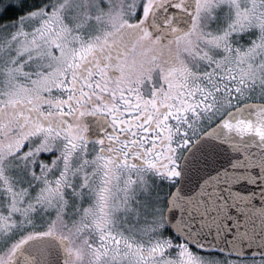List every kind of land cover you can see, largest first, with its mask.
I'll return each mask as SVG.
<instances>
[{
  "label": "snow or ice",
  "instance_id": "snow-or-ice-1",
  "mask_svg": "<svg viewBox=\"0 0 264 264\" xmlns=\"http://www.w3.org/2000/svg\"><path fill=\"white\" fill-rule=\"evenodd\" d=\"M0 264H264V0H0Z\"/></svg>",
  "mask_w": 264,
  "mask_h": 264
}]
</instances>
